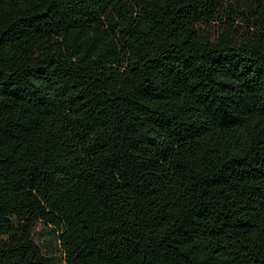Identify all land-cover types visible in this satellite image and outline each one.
Wrapping results in <instances>:
<instances>
[{
  "label": "trees",
  "instance_id": "1",
  "mask_svg": "<svg viewBox=\"0 0 264 264\" xmlns=\"http://www.w3.org/2000/svg\"><path fill=\"white\" fill-rule=\"evenodd\" d=\"M0 264H264V0H0Z\"/></svg>",
  "mask_w": 264,
  "mask_h": 264
}]
</instances>
